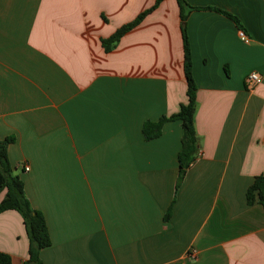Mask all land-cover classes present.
Wrapping results in <instances>:
<instances>
[{"label":"crops","instance_id":"obj_1","mask_svg":"<svg viewBox=\"0 0 264 264\" xmlns=\"http://www.w3.org/2000/svg\"><path fill=\"white\" fill-rule=\"evenodd\" d=\"M187 1L199 139L178 181L181 122L143 133L188 100L178 1L106 51L157 0H0V137L46 217L43 264H264V205L247 201L264 174V0ZM0 252L28 258L16 210L0 213Z\"/></svg>","mask_w":264,"mask_h":264},{"label":"trees","instance_id":"obj_2","mask_svg":"<svg viewBox=\"0 0 264 264\" xmlns=\"http://www.w3.org/2000/svg\"><path fill=\"white\" fill-rule=\"evenodd\" d=\"M162 0L157 2L149 9L141 12L134 20L118 28L110 37L103 39L102 43L109 51L122 36L138 26L144 17L154 10ZM180 6L181 27L184 42V71L187 79L186 103H182L178 112L169 116L163 115L157 121H146L143 125L145 139L150 140L159 137L163 132L164 125L173 120H179L182 124L183 135L181 148L178 152L179 180H181L187 169L195 160L198 153V134L195 127L196 112V93L197 84L192 72V57L187 35V9H195L187 0H177ZM218 11L231 18L240 29L242 28L239 18L223 10ZM14 140L13 137H0V193L5 191V195L0 201V213L7 210L18 211L24 221L26 232L29 239V255L24 264H43L41 258L42 249L51 245L52 240L46 221V217L41 210L34 208L25 193L24 181L20 177L12 174V165L8 157V144ZM247 201L253 204L258 201L264 205V174L255 177L253 183L247 190ZM171 208L166 213L169 218ZM0 264H12V257L8 253L0 252Z\"/></svg>","mask_w":264,"mask_h":264},{"label":"built area","instance_id":"obj_3","mask_svg":"<svg viewBox=\"0 0 264 264\" xmlns=\"http://www.w3.org/2000/svg\"><path fill=\"white\" fill-rule=\"evenodd\" d=\"M240 36L243 40H246L248 37L244 31H240ZM261 81H262V76L257 72H251L246 78V83L249 88H253L257 86L258 84H260ZM25 169L29 170V167L26 166Z\"/></svg>","mask_w":264,"mask_h":264}]
</instances>
